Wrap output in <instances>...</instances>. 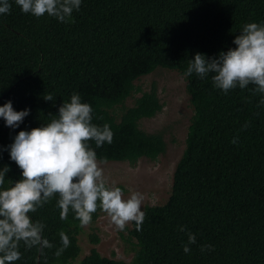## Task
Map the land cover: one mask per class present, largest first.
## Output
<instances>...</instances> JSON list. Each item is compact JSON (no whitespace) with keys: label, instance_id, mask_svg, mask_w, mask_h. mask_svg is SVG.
Returning a JSON list of instances; mask_svg holds the SVG:
<instances>
[{"label":"trees","instance_id":"1","mask_svg":"<svg viewBox=\"0 0 264 264\" xmlns=\"http://www.w3.org/2000/svg\"><path fill=\"white\" fill-rule=\"evenodd\" d=\"M9 3L10 12L0 14V107L10 101L29 115L14 129L0 118V169H10L6 181L21 178L9 156L14 137L48 123L74 93L91 105L92 122L107 123L114 134L100 148L90 142L104 163L134 165L165 153L166 133L141 129V120L163 108L154 83L148 91L135 83L142 77L159 69L176 72L191 111L169 196L141 208L140 231L134 222L124 229L130 262L104 258L95 248L80 259L84 226L71 210L61 220L54 197L29 213L45 225L43 237L54 247L37 260V248L21 243L15 264H264V96L254 94L252 85L225 94L211 74L184 75L195 54L215 58L235 48L232 41L245 24H264V0H81L71 23L47 14L36 18ZM49 94L53 101L44 100ZM101 213L87 226L93 245L99 242L94 225ZM60 231L70 245L57 257ZM187 232L196 243L185 254ZM202 245L214 250L202 252Z\"/></svg>","mask_w":264,"mask_h":264},{"label":"clouds","instance_id":"2","mask_svg":"<svg viewBox=\"0 0 264 264\" xmlns=\"http://www.w3.org/2000/svg\"><path fill=\"white\" fill-rule=\"evenodd\" d=\"M24 14L40 18L47 14L61 23L74 22L72 13L79 11L81 0H14ZM9 0H0V14H8ZM235 48L220 52L215 58L195 54L189 61L185 76L195 73L204 79L211 74L214 86L227 94L239 87L254 86L253 93L264 96V24L247 23L232 41ZM51 94L45 101H53ZM264 104V99L261 100ZM93 109L81 101L79 94H72L63 102L55 116L46 124L20 131L9 145V156L21 171L18 181L5 180L10 169H0V264H15L20 260L21 243L28 250L37 248L43 255L45 249L54 247L43 237L45 225L33 222L29 213L57 197L56 206L60 219L67 220L69 211L80 225L88 226L97 210L105 213L112 225L123 231L130 223L141 230L145 213L141 210L143 195L132 192L127 198L121 188L109 184L98 160L96 148L111 144L113 132L105 123L94 124ZM29 115V110L15 111L9 101L0 107V118L9 128H16ZM248 124L245 123L244 128ZM238 142L234 138L232 143ZM7 184V186H5ZM101 213V215H102ZM185 232V227L179 229ZM62 247L55 255L60 256L70 245L65 232H59ZM196 236L187 232V242L182 245L188 254ZM202 252L214 250L211 245H202ZM37 255V260L40 258Z\"/></svg>","mask_w":264,"mask_h":264},{"label":"rangeland","instance_id":"3","mask_svg":"<svg viewBox=\"0 0 264 264\" xmlns=\"http://www.w3.org/2000/svg\"><path fill=\"white\" fill-rule=\"evenodd\" d=\"M135 83L141 86L142 91H148L154 83L158 97L163 102L161 112L151 119L141 120L140 125L147 134L166 133L165 153L155 161L141 158L134 165L127 162H108L101 166L109 184L121 188L125 198L132 192L141 193L144 197L141 205L143 208L145 205L161 204L169 196L172 173L183 149L191 111L185 96L184 80L176 72L159 69ZM126 105L131 106L132 100L128 99ZM94 228L98 235V244L93 245L88 238L92 233L91 227L84 226L83 234L78 236L80 259L90 249L95 248L104 258L130 262L133 253L130 243L124 240L127 237L124 230L120 231L112 225L105 213L97 219Z\"/></svg>","mask_w":264,"mask_h":264},{"label":"water","instance_id":"4","mask_svg":"<svg viewBox=\"0 0 264 264\" xmlns=\"http://www.w3.org/2000/svg\"><path fill=\"white\" fill-rule=\"evenodd\" d=\"M38 254H39V252H38ZM39 256V255H38Z\"/></svg>","mask_w":264,"mask_h":264}]
</instances>
